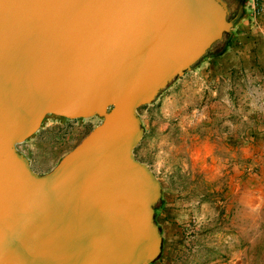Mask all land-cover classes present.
<instances>
[{
    "label": "water",
    "instance_id": "obj_1",
    "mask_svg": "<svg viewBox=\"0 0 264 264\" xmlns=\"http://www.w3.org/2000/svg\"><path fill=\"white\" fill-rule=\"evenodd\" d=\"M226 0H0V264H148L160 184L137 108L230 25ZM45 114L100 117L45 172L16 144Z\"/></svg>",
    "mask_w": 264,
    "mask_h": 264
},
{
    "label": "rangeland",
    "instance_id": "obj_2",
    "mask_svg": "<svg viewBox=\"0 0 264 264\" xmlns=\"http://www.w3.org/2000/svg\"><path fill=\"white\" fill-rule=\"evenodd\" d=\"M226 1L231 24L221 38L137 108L143 132L134 156L194 211L180 246L164 247L163 264H264V70L223 67L238 61L225 53L243 0ZM243 59L253 61L251 54ZM99 121L45 114L16 147L35 171L45 172ZM239 249L242 261L231 263Z\"/></svg>",
    "mask_w": 264,
    "mask_h": 264
},
{
    "label": "crops",
    "instance_id": "obj_3",
    "mask_svg": "<svg viewBox=\"0 0 264 264\" xmlns=\"http://www.w3.org/2000/svg\"><path fill=\"white\" fill-rule=\"evenodd\" d=\"M255 5L257 12L253 10L251 0H243L241 8L234 14V16L236 14L238 16V20H236L234 26L232 25V27L236 29L235 36L233 37L234 41L232 40V42H229L228 50L225 54L230 59L233 55H236L238 61L224 65L223 67L225 69H250L257 72L264 70V0H257V4ZM248 10L252 11L251 15H248ZM249 27H251L250 30H248ZM249 54H251L253 61L243 59L244 55ZM239 59L243 60L240 61ZM235 141L238 145L242 144L241 135H239V138H236ZM239 141L241 142L238 143ZM22 153L25 155L24 152ZM238 191L240 195L244 192L242 187H239V189H237V192ZM193 212V208L182 206L179 200L171 197L168 189L160 184V195L153 211V219L159 228L161 236L160 251L158 256L148 264H163L166 262L165 258L167 257V254L163 253L164 247L180 246L179 244L184 241L181 239V233L186 230V226L189 224L187 221L189 214ZM242 256V250L239 249L237 253H235L231 263H233V261L236 263L241 262Z\"/></svg>",
    "mask_w": 264,
    "mask_h": 264
},
{
    "label": "trees",
    "instance_id": "obj_4",
    "mask_svg": "<svg viewBox=\"0 0 264 264\" xmlns=\"http://www.w3.org/2000/svg\"><path fill=\"white\" fill-rule=\"evenodd\" d=\"M226 18H227V17H226ZM215 42H216V41H215ZM215 42H214V43H215ZM214 43H212V44L210 45V47H211ZM210 47H209V48H210ZM209 48L206 49V51H205L204 54H206V52H207V50H208ZM223 50H224V49L222 48V49L219 50L217 53H221V52H223ZM204 54H202V55H201V56H200V57H199V58H198V59H197V60H196L191 66H194V65L198 62V60H199ZM174 78H175V77H174ZM174 78H173V79H174ZM173 79H172V80H173ZM160 91H161V90H160ZM154 98H155V97H154ZM60 117H63V116H60ZM155 203H156V202H155ZM155 203H154L153 207H155Z\"/></svg>",
    "mask_w": 264,
    "mask_h": 264
},
{
    "label": "built area",
    "instance_id": "obj_5",
    "mask_svg": "<svg viewBox=\"0 0 264 264\" xmlns=\"http://www.w3.org/2000/svg\"><path fill=\"white\" fill-rule=\"evenodd\" d=\"M255 4H257V0H251V5L253 6V8H255L256 7V5Z\"/></svg>",
    "mask_w": 264,
    "mask_h": 264
},
{
    "label": "flooded vegetation",
    "instance_id": "obj_6",
    "mask_svg": "<svg viewBox=\"0 0 264 264\" xmlns=\"http://www.w3.org/2000/svg\"><path fill=\"white\" fill-rule=\"evenodd\" d=\"M227 7H228V3H227ZM30 164V163H29ZM32 168V167H31ZM33 169V168H32ZM34 170V169H33ZM36 172H38V171H36ZM40 173V172H39Z\"/></svg>",
    "mask_w": 264,
    "mask_h": 264
},
{
    "label": "bare ground",
    "instance_id": "obj_7",
    "mask_svg": "<svg viewBox=\"0 0 264 264\" xmlns=\"http://www.w3.org/2000/svg\"><path fill=\"white\" fill-rule=\"evenodd\" d=\"M87 117V116H86Z\"/></svg>",
    "mask_w": 264,
    "mask_h": 264
}]
</instances>
